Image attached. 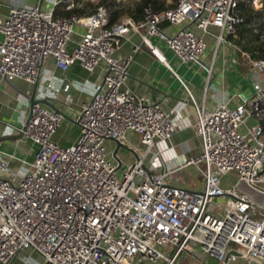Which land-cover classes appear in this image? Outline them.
<instances>
[{
    "label": "built area",
    "instance_id": "built-area-1",
    "mask_svg": "<svg viewBox=\"0 0 264 264\" xmlns=\"http://www.w3.org/2000/svg\"><path fill=\"white\" fill-rule=\"evenodd\" d=\"M241 1L175 0L165 10L147 6L138 20H114L103 5L69 18L57 17L55 9L13 7L0 19L3 81L37 84L49 60L64 71L78 63L88 72L101 68L104 73L74 117L80 128L76 144L62 147L53 141L66 115L38 101L30 121L15 131L37 145L34 162L13 172V157L0 155L1 264L25 250L40 255L44 264H264V85L255 83L249 97L236 94L234 108L230 101L207 107L185 87L202 153L169 170L155 167L150 158L173 139L183 107L166 109L129 89L133 56H116L133 33L159 62L167 65L154 42L165 43L183 64H199L212 75L213 66L202 62L208 50L204 35H211L217 48H230L264 74V59L232 41L245 23L237 13ZM247 1L264 11V0ZM60 5L69 11L77 7L73 0L54 2L55 8ZM212 27L220 33L212 34ZM77 28L83 32L70 51ZM253 32L264 43V30ZM118 145L135 155L131 164L116 153ZM190 167L203 175L198 188L176 179ZM231 174L237 180L224 186Z\"/></svg>",
    "mask_w": 264,
    "mask_h": 264
},
{
    "label": "crops",
    "instance_id": "crops-1",
    "mask_svg": "<svg viewBox=\"0 0 264 264\" xmlns=\"http://www.w3.org/2000/svg\"><path fill=\"white\" fill-rule=\"evenodd\" d=\"M55 1L43 0L41 9L45 12L55 9L56 16L60 18L75 15L67 16L76 9L77 13L91 12L88 8H84L85 3L91 2L90 0H73L77 7L72 11L67 10L65 5L55 8ZM139 1L122 0L125 5L131 6ZM40 2L41 0H0V19L7 17L13 7L33 8L39 6ZM126 17L135 19L132 16H123L119 20ZM210 31L214 35L220 33L213 27ZM82 32V28H77L69 44L70 51L79 41L78 33ZM204 39L208 50L202 62L207 67L213 66L212 75L199 64H183L165 43L154 42L164 54L167 65L159 62L142 44L139 36L133 33L116 52L117 57L133 56L131 76L128 81L129 89L139 96L150 97L166 109L183 107L181 115L176 119L177 131L173 139L169 143L161 144L160 153L156 152V156L150 158L155 167L165 166L169 170H175L184 161L202 153L201 139L194 131L196 117L193 107L189 104L186 88L198 103H204L207 107L211 108L230 101L229 106L234 108L238 104V101L234 100L236 94L242 93L249 97L254 93L255 83L264 85V74L258 73L246 64L240 56L235 57L230 48L226 46L217 48V43L211 35H204ZM135 47H139L137 53L134 52ZM103 76L101 68L92 73L76 63L64 71L56 65L55 60H49L43 65L37 84L24 80H15L10 83L0 78V155L13 157L9 163L11 171L17 172L23 164L33 163L38 150L37 145L31 140L15 133L28 119L31 97L34 95L36 101L65 113L66 118L54 134L53 141L62 147H70L80 138V128L75 124L74 117L80 112L82 103L91 98L94 84ZM49 84H52V88L48 87ZM67 84L72 85L68 93L63 90ZM254 123V120H250L248 126ZM131 142L139 149H143L136 136H132ZM122 149L130 153L122 159L126 164H131L135 160V155L126 148ZM194 171L195 168L190 167L178 172V174L186 173L188 183L183 182L184 186L196 188L190 181L189 174ZM10 264H44V262L40 255L31 250H25L20 252ZM235 264L257 263L240 260Z\"/></svg>",
    "mask_w": 264,
    "mask_h": 264
},
{
    "label": "trees",
    "instance_id": "trees-1",
    "mask_svg": "<svg viewBox=\"0 0 264 264\" xmlns=\"http://www.w3.org/2000/svg\"><path fill=\"white\" fill-rule=\"evenodd\" d=\"M102 5L109 9L114 20H119L123 16H132L135 19H140L144 17V9L147 6L150 5L155 10H165L173 8L175 0H140L132 6H125L122 0H100L98 5L87 2L84 8H88L91 11L90 13H92L98 6ZM76 10L68 13L67 16H71V14L78 16L87 14L86 12L77 13ZM237 13L245 19V23L238 27L237 37L232 39L245 51L253 53L256 58L264 59V43H261L259 37L253 32L254 27L264 30V11L256 10L251 2L244 0L239 3Z\"/></svg>",
    "mask_w": 264,
    "mask_h": 264
},
{
    "label": "rangeland",
    "instance_id": "rangeland-1",
    "mask_svg": "<svg viewBox=\"0 0 264 264\" xmlns=\"http://www.w3.org/2000/svg\"><path fill=\"white\" fill-rule=\"evenodd\" d=\"M98 3L100 0H96ZM128 2L129 1H133V0H127ZM126 6V5H125ZM232 41L235 43V41L232 39ZM236 44V43H235ZM237 45V44H236ZM215 48V46H214ZM212 51V50H211ZM209 52V51H208ZM118 154L120 155V157L122 158H125L127 155H129L130 153L127 152L126 150L124 149H120ZM186 173H177L176 175V179L179 183H181L183 185V182H186L188 183V180H187V176L185 175ZM190 174V181L192 182L193 186L198 188L200 187L201 184H203V175L200 171H198L196 168H195V171L194 172H191L189 173ZM237 180V176L235 174H231L229 175L228 177H226L225 179V182H224V186H230V185H233L235 183V181ZM170 250V248H168V251ZM209 264H218L217 262H215L214 260H209Z\"/></svg>",
    "mask_w": 264,
    "mask_h": 264
},
{
    "label": "water",
    "instance_id": "water-1",
    "mask_svg": "<svg viewBox=\"0 0 264 264\" xmlns=\"http://www.w3.org/2000/svg\"><path fill=\"white\" fill-rule=\"evenodd\" d=\"M42 1H43V0H41V2H40V4H39V7H41V5H42ZM37 102H38V101L35 100V96L33 95V97H31V99H30V104H31V105H30V113H29V116H28L27 122L30 121V119H31V117H32L33 107H34V105H35ZM119 148H120V145H118V148H117V150H116V153L118 152ZM116 153H115V155H116Z\"/></svg>",
    "mask_w": 264,
    "mask_h": 264
}]
</instances>
